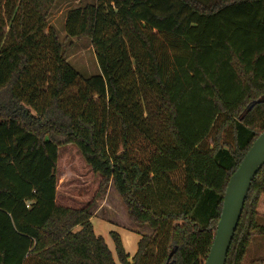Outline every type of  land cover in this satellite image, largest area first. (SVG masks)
<instances>
[{
	"label": "trees",
	"instance_id": "16d2710c",
	"mask_svg": "<svg viewBox=\"0 0 264 264\" xmlns=\"http://www.w3.org/2000/svg\"><path fill=\"white\" fill-rule=\"evenodd\" d=\"M57 0H0V264H205L225 191L264 131V0H98L68 11L91 40L82 77L48 17ZM75 144L147 225L117 257L83 207L57 201L59 147ZM264 236V167L226 264ZM255 263L264 264L263 258Z\"/></svg>",
	"mask_w": 264,
	"mask_h": 264
},
{
	"label": "rangeland",
	"instance_id": "374dc122",
	"mask_svg": "<svg viewBox=\"0 0 264 264\" xmlns=\"http://www.w3.org/2000/svg\"><path fill=\"white\" fill-rule=\"evenodd\" d=\"M60 2L61 0H58L57 4L60 5ZM60 14V10H57L55 5L48 17V23H51L57 30L64 45L67 61L84 78L99 74L100 67L91 40L86 36L80 39H66L63 15ZM57 175L58 203L79 208L94 200L91 211L94 214L95 232L104 237L116 257V242L112 232L119 233L120 238L124 243L126 242V250L130 254L129 260L131 261L138 250L140 237L144 234H151L152 230L147 225H139L131 221L128 209L113 182L108 185L104 193H99L102 178L86 163L75 144L59 147ZM130 222L132 228H129ZM258 258L264 259V236H258L252 241L244 264H259L255 263Z\"/></svg>",
	"mask_w": 264,
	"mask_h": 264
},
{
	"label": "water",
	"instance_id": "95a60500",
	"mask_svg": "<svg viewBox=\"0 0 264 264\" xmlns=\"http://www.w3.org/2000/svg\"><path fill=\"white\" fill-rule=\"evenodd\" d=\"M264 167V131L253 142L228 182L215 238L205 264H226L252 182Z\"/></svg>",
	"mask_w": 264,
	"mask_h": 264
},
{
	"label": "crops",
	"instance_id": "0c3cea01",
	"mask_svg": "<svg viewBox=\"0 0 264 264\" xmlns=\"http://www.w3.org/2000/svg\"><path fill=\"white\" fill-rule=\"evenodd\" d=\"M58 1V0H57ZM98 0H61L60 2V5L57 4L56 2V8L57 10H60L61 14L60 15H63V21H64V25H65V21H66V18H67V14H68V11L73 9V8H78V7H84L85 5L87 4H93L95 2H97ZM58 5V6H57ZM49 26H52V24L50 23ZM53 27V26H52ZM57 196H58V187H57ZM94 216V214H93ZM132 221V220H131ZM92 222H93V217H92ZM135 223V222H134ZM133 227V226H132ZM131 227V222H130V226L129 228H132ZM135 227V226H134ZM140 237V236H139ZM141 238V237H140ZM140 240V239H139ZM123 241V240H122ZM126 242L124 243L123 241V245L126 249V246H125ZM127 251V250H126ZM115 255V254H114ZM116 257V255H115Z\"/></svg>",
	"mask_w": 264,
	"mask_h": 264
}]
</instances>
